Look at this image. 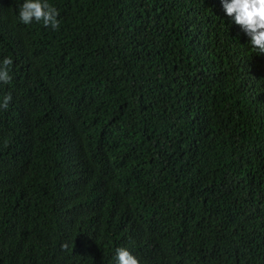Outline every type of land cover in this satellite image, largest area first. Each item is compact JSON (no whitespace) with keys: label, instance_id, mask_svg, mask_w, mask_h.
Segmentation results:
<instances>
[{"label":"trees","instance_id":"obj_1","mask_svg":"<svg viewBox=\"0 0 264 264\" xmlns=\"http://www.w3.org/2000/svg\"><path fill=\"white\" fill-rule=\"evenodd\" d=\"M23 2L0 0V264H264V54L221 0H49L58 31Z\"/></svg>","mask_w":264,"mask_h":264},{"label":"clouds","instance_id":"obj_2","mask_svg":"<svg viewBox=\"0 0 264 264\" xmlns=\"http://www.w3.org/2000/svg\"><path fill=\"white\" fill-rule=\"evenodd\" d=\"M227 16L234 19V23L249 37V45L256 54H264V0H221ZM58 9L49 0H24L19 7L18 19L25 25L34 21L53 30H59L60 20ZM13 60L4 57L0 61V84H9ZM12 93L3 97L0 108L7 109L12 101ZM63 250H70L67 242L62 244ZM116 264H141V261L127 247L115 249Z\"/></svg>","mask_w":264,"mask_h":264}]
</instances>
